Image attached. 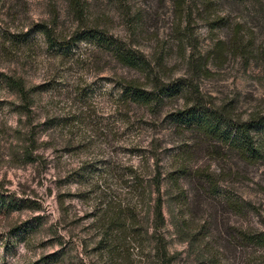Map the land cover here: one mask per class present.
Returning <instances> with one entry per match:
<instances>
[{"label": "rangeland", "instance_id": "obj_1", "mask_svg": "<svg viewBox=\"0 0 264 264\" xmlns=\"http://www.w3.org/2000/svg\"><path fill=\"white\" fill-rule=\"evenodd\" d=\"M178 79L155 109L121 97ZM192 104L221 120L214 138L171 121ZM261 116L264 0H0V264H157V245L171 264H264L237 234L264 232V148L223 143L242 124L258 142ZM117 203L134 218L105 234Z\"/></svg>", "mask_w": 264, "mask_h": 264}, {"label": "trees", "instance_id": "obj_2", "mask_svg": "<svg viewBox=\"0 0 264 264\" xmlns=\"http://www.w3.org/2000/svg\"><path fill=\"white\" fill-rule=\"evenodd\" d=\"M43 34L45 35L46 39L49 43V35L45 29H43ZM98 40L99 45L102 46L104 49L110 52L112 58L117 61L118 63L124 65L125 67L130 68H145V63L142 60V57L136 52L129 48L122 46L119 42L112 40L110 37H97L91 36ZM87 38V37H86ZM86 38H79V39H70L71 41L82 40ZM51 42V41H50ZM67 45L65 50H69V42H65ZM59 46V45H58ZM70 51V50H69ZM143 68V69H144ZM9 80V84H11L17 92L22 93V86L19 82ZM188 83H185L184 80L178 79L170 83L165 84H158L153 85V87L149 90L140 89L134 85H125L122 88V95L123 100L128 103L137 104L139 106L145 108H156L161 103L167 99H170L178 94H180L184 89L188 87ZM172 122L175 124L182 125L183 127L187 128H197L199 129L204 135H208L213 137L218 133L219 134V122L221 120L217 117V115L202 106L197 104H192L188 106L184 110L175 113L172 115ZM222 124V123H221ZM256 125L264 131V116H261L257 119ZM251 126V125H250ZM232 137L226 134V137L223 139V143L226 144L229 148H234L240 154L241 157L244 158H259L261 150L264 148V137H261L258 142L253 140L251 136H249V131L251 127L247 126L246 124H242L241 126H236L233 129ZM223 130L221 129L220 134ZM128 173V178H133L134 175H130ZM185 172L183 170H177L168 174L169 179L172 182L177 181ZM136 183V182H135ZM112 199H108L110 203ZM107 202V203H108ZM106 203V204H107ZM105 206V205H104ZM108 213L110 214L109 218L107 219V230L113 228H125L127 224H125L126 220L130 221L134 218V215H128L126 210H123L119 203L114 206L108 207ZM127 213L126 215H122V213ZM105 218V215H102ZM123 218V219H122ZM152 225L154 226V230L160 228L163 224V215L161 212L160 207V200L156 199L154 202V206L152 208ZM131 227L135 225V223L131 222ZM133 233L135 231H132ZM238 239L244 245H252L264 248V232H249V231H238ZM153 236H155V231L153 232ZM207 243H204V249H207ZM156 259L157 264H171L172 257L167 254L164 246L156 247ZM199 264H222L218 257L215 255H211L204 261H200Z\"/></svg>", "mask_w": 264, "mask_h": 264}]
</instances>
